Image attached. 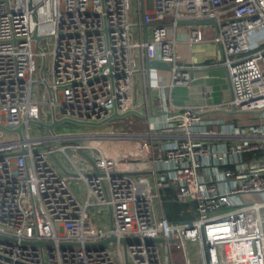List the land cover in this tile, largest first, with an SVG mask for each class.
<instances>
[{
	"label": "built area",
	"instance_id": "obj_1",
	"mask_svg": "<svg viewBox=\"0 0 264 264\" xmlns=\"http://www.w3.org/2000/svg\"><path fill=\"white\" fill-rule=\"evenodd\" d=\"M132 6L133 0H0V264H264V48L252 51L248 40L264 25V0H136L138 22L152 25L149 36L134 30ZM167 15L175 25L216 19L231 104L257 121L209 120L193 107L168 116L174 131L159 155L151 142L142 159L154 193L130 166L138 150L116 155L103 144L104 136L121 133H31L36 124L48 129L42 122L53 118L102 122L129 113L135 48L167 61L172 85L188 84ZM203 38L200 25H192L189 42ZM37 81L47 88L44 101ZM155 132L147 136L166 135ZM69 149L82 155L80 163ZM169 186L179 202L190 203L188 219L166 216L162 190ZM111 235L117 239L99 244Z\"/></svg>",
	"mask_w": 264,
	"mask_h": 264
},
{
	"label": "crops",
	"instance_id": "obj_2",
	"mask_svg": "<svg viewBox=\"0 0 264 264\" xmlns=\"http://www.w3.org/2000/svg\"><path fill=\"white\" fill-rule=\"evenodd\" d=\"M132 15L136 23L134 30L138 31L140 29L143 35L148 34L149 36L152 25L139 23L134 11ZM163 22L168 26L170 36L175 38L177 62L188 67L190 81L188 84L172 85L171 69L149 68L147 64L149 59L135 48L133 55L139 63V68L133 75V108L125 116H129L128 118L139 124L140 128L132 130L124 128L120 132L117 131L121 135H116L115 137L124 140V142L118 143L121 146H117L118 144L113 145L116 143L115 140L113 142V140H108L112 139L111 137L104 136L102 141L108 148L127 146L129 149L134 147L135 150L138 147L142 148L139 145L141 142L142 144L147 143L149 147L151 142H153L155 154L159 155V146L167 142L169 139L167 134L174 131L172 128H168L167 117L184 107L198 109L209 120L215 117H224L226 119L225 122H237L240 125L258 120V117L254 114L237 109L231 104L233 92L227 68L223 64L224 54L220 44L215 39L217 26L215 24H201L200 27L204 32L203 40L190 43L189 31L192 28V24L175 25L173 17L168 21L164 19ZM248 40L252 51L263 49L264 25H258L250 30ZM160 126L162 128L158 130L157 127ZM213 127L216 128L217 126ZM163 128L164 130L162 131ZM157 130L159 132L162 131L161 133L166 135H156L151 140L147 134L150 131L155 132ZM111 131L114 130L112 129ZM94 133L100 132L95 131ZM142 149L139 156L130 160V166L133 173L135 172L134 174H150L148 166L142 160L143 158L145 159V157H142ZM109 152H111L110 148ZM118 153L121 152L118 151L115 154L117 155ZM63 161L65 162V160ZM63 172L66 171L63 170Z\"/></svg>",
	"mask_w": 264,
	"mask_h": 264
},
{
	"label": "rangeland",
	"instance_id": "obj_3",
	"mask_svg": "<svg viewBox=\"0 0 264 264\" xmlns=\"http://www.w3.org/2000/svg\"><path fill=\"white\" fill-rule=\"evenodd\" d=\"M136 0H133V6H132V11H136ZM165 19L168 21L170 19H172V16L171 15H167L165 17ZM51 61V55H48L47 56V64H46V69L45 71H48L49 70V63ZM37 70L35 72V79H39L41 77V67L43 65V58H40L37 60ZM38 89V92L36 91L37 93V97L40 99V101H44V92L47 93V88L45 86V84L43 83H40L37 81L36 83V87H35V90ZM129 116H122V118H118V119H113L109 122H105L103 124H100V125H92V124H81V123H77V122H73V121H64L58 125L55 126V131L56 132H63V131H68V132H74V133H77V132H92V131H96V132H110L112 129L114 130V132H120L122 131L124 128H128V130H132V129H138L140 128L137 124V123H134V121H132L131 119L128 118ZM50 119H52V116L50 115ZM110 130V131H109ZM52 131L48 128L45 130L44 126L42 125H38L36 124V127L34 129L31 130V133L33 135H46L48 136ZM108 140H115L116 143H114L113 145H117L118 143L120 142H124V140H122L121 138H118V137H113L112 139H108ZM80 142L83 143V139L80 140ZM147 142V141H146ZM52 144H59L55 141H52L51 142ZM126 143V142H125ZM145 143V142H144ZM140 146H142V148L138 147L134 150V147H130L127 148L126 147H121V148H118V147H109L110 148V151L112 154H115L117 153L118 151L120 152H123L126 150H134V151H137L138 153H141V149L143 150V154H142V157H145V158H148L149 157V146L147 143L145 144H139ZM117 146H121V144H118ZM148 151V152H146ZM62 153H59L58 152V156L62 159V160H67L66 157H63L61 155ZM69 154L71 155V157L74 158V160L77 162V163H80L81 159L83 158L81 154L79 155H76L75 154V151L72 150V149H69ZM139 156V154H138ZM69 166V165H68ZM137 176L138 179L144 181L146 183V186H147V189L150 193H154L155 192V189H154V182H153V179L151 177V175L148 173V174H135V177ZM81 191H82V196H84L85 194V186H84V183H81ZM241 198H239L240 200L244 201V200H247V199H250V197H246V196H240ZM234 200V199H233ZM157 203V202H156ZM115 245V244H114ZM113 246V245H112ZM114 247V246H113ZM190 247L192 248V250L194 251V253L192 254V259L193 261H197V247L196 245H193V244H190Z\"/></svg>",
	"mask_w": 264,
	"mask_h": 264
},
{
	"label": "water",
	"instance_id": "obj_4",
	"mask_svg": "<svg viewBox=\"0 0 264 264\" xmlns=\"http://www.w3.org/2000/svg\"><path fill=\"white\" fill-rule=\"evenodd\" d=\"M216 19L213 18V17H208V18H201V19H197V20H194V19H181L179 20L178 24H192V25H201V24H216ZM37 39H39L40 37L39 36H36ZM148 67L149 68H165V69H170L171 66L170 64L167 62V61H164V60H160V59H149L148 60ZM128 114V113H126ZM125 114H122V113H119V112H115L113 113L109 118H107L106 120L102 121V122H79V121H76L74 120L75 122L77 123H81V124H92V125H98V124H102L106 121H108L109 119L111 118H114V117H121V116H124ZM64 119H59V118H53V120L51 122H42L43 125H45L46 127H48L51 131H55V126L62 123ZM19 130H21L19 128ZM85 156H87L91 161H93V158L91 155H89L88 153L86 152H82ZM56 160L58 162V164L62 167V169H64L66 172L68 173H71V171L67 170L64 165L62 164V162L60 161V159L56 156ZM135 173V172H134ZM1 236V235H0ZM117 237L114 236V235H111V236H108L107 238L101 240L99 242V244H103V243H107L108 241H112V240H116ZM133 238H130V237H121L120 240L123 242V243H126L127 241L131 240ZM137 239V238H136ZM147 240H165L164 237H156V238H153V237H150V238H147ZM36 243L38 244H43L44 242L39 240L37 241Z\"/></svg>",
	"mask_w": 264,
	"mask_h": 264
},
{
	"label": "trees",
	"instance_id": "obj_5",
	"mask_svg": "<svg viewBox=\"0 0 264 264\" xmlns=\"http://www.w3.org/2000/svg\"><path fill=\"white\" fill-rule=\"evenodd\" d=\"M162 192L163 206L169 220L181 221L191 216V213L186 210L190 206V203L179 202L176 199L174 187H164Z\"/></svg>",
	"mask_w": 264,
	"mask_h": 264
}]
</instances>
